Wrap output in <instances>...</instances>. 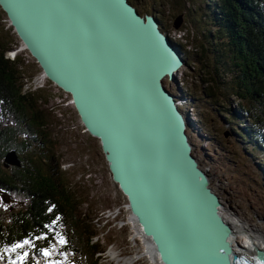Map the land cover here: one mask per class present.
Instances as JSON below:
<instances>
[{"label":"water","instance_id":"95a60500","mask_svg":"<svg viewBox=\"0 0 264 264\" xmlns=\"http://www.w3.org/2000/svg\"><path fill=\"white\" fill-rule=\"evenodd\" d=\"M0 11L98 141L110 181L159 263L240 264L219 198L190 153V120L162 84L176 86L185 61L155 19L126 0H0ZM19 166L14 151L4 155L3 168ZM254 255L264 262V252Z\"/></svg>","mask_w":264,"mask_h":264},{"label":"trees","instance_id":"16d2710c","mask_svg":"<svg viewBox=\"0 0 264 264\" xmlns=\"http://www.w3.org/2000/svg\"><path fill=\"white\" fill-rule=\"evenodd\" d=\"M206 10L201 17L207 29L199 37L205 45L203 53L210 57L213 78L222 89L203 90L197 98L185 91L189 104L195 103L194 113L210 118L200 120L196 140L212 141L207 134L215 129L211 125L223 127V120L237 144L247 141L249 150L262 152L263 163L264 0H214ZM5 50L0 45V194L10 202H0V264H97L92 260L99 249L98 240L92 241L97 232L89 228L87 218L77 215L85 203L79 201L83 184L71 182L68 173L57 169L38 99L26 92L29 88L22 91L17 81V67L24 73L22 59L15 56L9 61ZM191 64L198 74L203 73L202 56L196 53ZM226 75L229 78L223 80ZM220 92L237 100L234 109L217 107ZM238 124L244 128H237ZM193 127L189 121L187 137ZM9 151L15 152L20 166L3 169L2 159ZM206 174L211 184L212 173Z\"/></svg>","mask_w":264,"mask_h":264},{"label":"rangeland","instance_id":"374dc122","mask_svg":"<svg viewBox=\"0 0 264 264\" xmlns=\"http://www.w3.org/2000/svg\"><path fill=\"white\" fill-rule=\"evenodd\" d=\"M162 1L164 3H161V6L156 5L153 10L161 13L162 21L168 28L167 36L181 46L182 59L185 61L184 66L178 70L176 86L167 79H163L162 84L169 93L173 89L175 94L172 95L180 99L176 100L177 107L182 112L185 111L187 118L194 125L193 134L188 137L190 153L205 173L208 171L212 173L210 188L219 197L221 215L236 218L247 225L261 226L264 232V162L261 163L259 160L262 152L249 150L251 147L247 141L237 144L229 130L230 125L225 124L223 120H220L223 127L211 125L215 129L207 134L212 141L207 138H203L202 142L196 140L195 132L200 130V120L204 122L210 118L208 115L195 114V103L189 104V97L187 99L184 97L185 91L197 98L203 90L212 92L222 89V85H218L213 78L215 76L210 57L203 53L205 45L199 37V34L207 29L202 24L204 22L202 17L214 0ZM131 2L140 16L149 13L144 4H137L134 0ZM178 14L182 16V24L175 30L170 27L171 19ZM0 45L6 48L4 57L9 61L15 56L22 59L24 73L17 67L20 72L17 81L22 91L29 88L26 92L35 93V98L38 99L39 109L46 117L47 125L44 132L51 141L48 148L57 160V169L68 173L71 182L80 181V185L83 184L82 197L79 201L85 203L78 207L77 215H80V218H87L89 228L97 232L92 241L98 240V251H101L100 253L97 251L96 255L93 253L92 260L98 261L97 264H150L141 256L143 245L134 240L125 198L110 181L98 141L84 132L71 103L69 105L67 103L70 100L69 96L42 76L34 60L22 49L1 12ZM196 53L203 57L204 70L201 74H198L191 64ZM199 75L203 76L200 82L197 79ZM228 78L229 75H226L223 80ZM176 88L182 91V95L178 94ZM237 103V100L227 98L220 92L217 107L229 110L234 109ZM198 110H201L200 107ZM229 122L235 124L233 120ZM237 128L243 129L244 125L238 124ZM0 202L8 204L10 201L0 194ZM91 223L94 228L90 227ZM150 254L154 255L152 250ZM134 258L135 261H132Z\"/></svg>","mask_w":264,"mask_h":264},{"label":"bare ground","instance_id":"6f19581e","mask_svg":"<svg viewBox=\"0 0 264 264\" xmlns=\"http://www.w3.org/2000/svg\"><path fill=\"white\" fill-rule=\"evenodd\" d=\"M207 175L208 174H206V176ZM209 185H211L210 182H209ZM221 208L222 207L220 205L217 213L220 212L219 215L222 219L223 224L228 223V225L230 226L229 228L231 231V235L228 238V241H229L231 248L235 251V253L242 256V260L240 264H262L264 263L262 260L257 258L256 255H254L255 252H264V232L262 231L261 226L247 225L245 223L239 222L236 218L224 217L223 215H221L222 213ZM128 221H129L130 228L132 229V233H133L132 235L134 237V240L135 239L138 240L143 245V251L141 252L142 258H144L150 264H156L158 262V258H157L156 253H154L152 249L153 247L152 244L150 243L149 240H147L146 238L142 236V231L139 230L141 229L139 228L140 226H137L136 222L132 219L131 215H129ZM150 250L153 251L154 253L153 256H151Z\"/></svg>","mask_w":264,"mask_h":264},{"label":"flooded vegetation","instance_id":"af4514ba","mask_svg":"<svg viewBox=\"0 0 264 264\" xmlns=\"http://www.w3.org/2000/svg\"><path fill=\"white\" fill-rule=\"evenodd\" d=\"M132 7H133V4L131 2V0H126ZM137 4H144V6L148 9V14L149 16H151L152 18L155 19V21L157 22V27L158 29L160 30V32H162L165 36L168 35V28L166 27V25L163 23L162 21V16H161V13L158 12V10H153V8L157 6H161V3H164L162 0H134ZM134 8V7H133ZM135 9V8H134ZM153 11V12H150V10ZM146 14L142 15V16H145ZM180 15V14H178ZM176 15V16H178ZM175 16V17H176ZM181 16V15H180ZM174 17V18H175ZM173 19H171V25L170 27L173 26ZM181 20H182V16H181ZM181 24H182V21H181ZM181 24L179 25L178 28L181 27ZM173 28V27H172ZM168 38V36H167ZM169 39V38H168ZM170 40V39H169ZM171 41V40H170ZM172 42V41H171ZM176 48L178 49V51L182 54V50H181V46L176 44L175 42H172ZM177 98V97H176Z\"/></svg>","mask_w":264,"mask_h":264},{"label":"built area","instance_id":"2783aa9c","mask_svg":"<svg viewBox=\"0 0 264 264\" xmlns=\"http://www.w3.org/2000/svg\"><path fill=\"white\" fill-rule=\"evenodd\" d=\"M135 259H136V258H134V260H132V261H135ZM156 264H160L159 261H158Z\"/></svg>","mask_w":264,"mask_h":264},{"label":"clouds","instance_id":"9594fccd","mask_svg":"<svg viewBox=\"0 0 264 264\" xmlns=\"http://www.w3.org/2000/svg\"><path fill=\"white\" fill-rule=\"evenodd\" d=\"M68 105L70 104V100L67 101Z\"/></svg>","mask_w":264,"mask_h":264}]
</instances>
